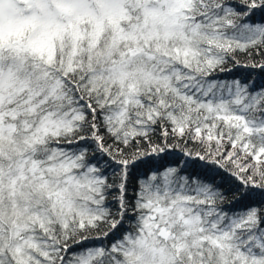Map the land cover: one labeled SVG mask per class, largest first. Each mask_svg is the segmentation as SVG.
<instances>
[{
	"label": "snow or ice",
	"instance_id": "6c2138e0",
	"mask_svg": "<svg viewBox=\"0 0 264 264\" xmlns=\"http://www.w3.org/2000/svg\"><path fill=\"white\" fill-rule=\"evenodd\" d=\"M0 264H264V0H0Z\"/></svg>",
	"mask_w": 264,
	"mask_h": 264
}]
</instances>
